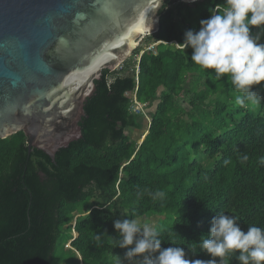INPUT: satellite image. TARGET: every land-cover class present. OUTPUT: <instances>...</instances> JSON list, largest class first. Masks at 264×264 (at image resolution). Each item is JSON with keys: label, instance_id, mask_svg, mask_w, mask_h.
<instances>
[{"label": "trees", "instance_id": "16d2710c", "mask_svg": "<svg viewBox=\"0 0 264 264\" xmlns=\"http://www.w3.org/2000/svg\"><path fill=\"white\" fill-rule=\"evenodd\" d=\"M216 4L223 0H166L146 45L95 81L82 137L60 148L55 162L29 152L23 131L0 138V264H59V241L82 264H115L117 254L140 264L113 243V221L124 218L152 221L161 247L181 246L202 260L210 257L194 242L217 212L236 216L245 231L264 228V86H254L258 103L237 105L243 94L230 77L215 79L178 45ZM250 4L264 15V0ZM250 27L264 43V24ZM134 96L151 119L140 144L129 134L144 126ZM156 191L165 195L153 199ZM223 262L239 264L234 256Z\"/></svg>", "mask_w": 264, "mask_h": 264}, {"label": "water", "instance_id": "95a60500", "mask_svg": "<svg viewBox=\"0 0 264 264\" xmlns=\"http://www.w3.org/2000/svg\"><path fill=\"white\" fill-rule=\"evenodd\" d=\"M165 1L0 0V138L23 131L55 162L82 137L95 81L159 30Z\"/></svg>", "mask_w": 264, "mask_h": 264}, {"label": "clouds", "instance_id": "9594fccd", "mask_svg": "<svg viewBox=\"0 0 264 264\" xmlns=\"http://www.w3.org/2000/svg\"><path fill=\"white\" fill-rule=\"evenodd\" d=\"M249 12L253 14L249 16ZM199 24L198 30H186L178 45L191 48L190 61L213 70L208 74L215 79L225 74L230 77L235 89L243 94L236 96L237 105L245 100L258 103L254 86H264V43L259 35L252 34L250 26L264 24V15L256 14L250 0H223V4L210 8L208 17ZM150 195L157 199L165 194L156 191ZM113 229L119 234V239L113 237V243L125 250L124 258L132 261L139 256L140 264H224L225 256H234L239 264H264V228L253 225L245 231L236 216L224 212H217L208 232L194 242L199 252L210 257L207 260L189 259L181 246L161 247L159 233L150 224L124 218L114 220ZM115 264H123L118 254Z\"/></svg>", "mask_w": 264, "mask_h": 264}, {"label": "rangeland", "instance_id": "374dc122", "mask_svg": "<svg viewBox=\"0 0 264 264\" xmlns=\"http://www.w3.org/2000/svg\"><path fill=\"white\" fill-rule=\"evenodd\" d=\"M146 45V43H144V37L142 38V40L139 42L138 45ZM137 45V46H138ZM152 44H150L148 47H151ZM140 56V55H139ZM139 56H137V60L139 59ZM135 57L134 59L132 58V61H135ZM149 110H153L154 108V105L148 107ZM145 109V108H144ZM146 112V110H145ZM149 117V116H148ZM146 118V117H145ZM147 129V123H144V126L143 128L141 129H132L130 130V135L133 139H136L137 142L140 144L142 138H143V132ZM80 212H83V209L80 210ZM140 224H153L152 221H149V220H145L144 222L140 223ZM73 235H75V231L72 232ZM66 247H70V241H68L65 245ZM56 255L58 256V259L60 260L59 261V264H82L81 261H80V258H79V255L72 251V250H69V249H65L61 246V241L58 242L57 244V247H56V251H55Z\"/></svg>", "mask_w": 264, "mask_h": 264}, {"label": "built area", "instance_id": "2783aa9c", "mask_svg": "<svg viewBox=\"0 0 264 264\" xmlns=\"http://www.w3.org/2000/svg\"><path fill=\"white\" fill-rule=\"evenodd\" d=\"M136 72H138V65H136ZM145 104L141 103L137 100V98L133 97V104H132V110L136 113H142L144 117H146L150 123L151 119L148 117L147 113L145 112Z\"/></svg>", "mask_w": 264, "mask_h": 264}]
</instances>
